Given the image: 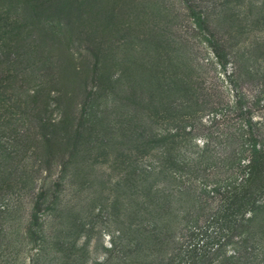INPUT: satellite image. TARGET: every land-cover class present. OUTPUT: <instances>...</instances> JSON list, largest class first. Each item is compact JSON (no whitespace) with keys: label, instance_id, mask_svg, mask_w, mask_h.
Segmentation results:
<instances>
[{"label":"rangeland","instance_id":"rangeland-1","mask_svg":"<svg viewBox=\"0 0 264 264\" xmlns=\"http://www.w3.org/2000/svg\"><path fill=\"white\" fill-rule=\"evenodd\" d=\"M36 5V9H31L29 3L26 24H36L39 36L35 37V45H42L43 60L49 59L52 64L53 83L45 86L47 92L52 90L49 97L58 100L65 118H73L74 113L80 116L83 107L90 109L82 126L87 129L84 133L81 130L72 156L64 161L60 155L55 158L48 175L32 158L24 162L22 171L28 183L20 187L27 196H13L8 238L0 243V264L4 260L6 264L100 263L107 255L104 248L109 246L110 238L116 241L112 236L117 232L123 233L124 242L135 238L133 233L124 231L138 222V218L130 221V217L136 215L139 199L132 195L131 204H127V195L139 186L131 176L132 170L140 163L156 166L159 160L163 161L155 149L157 142L150 140L173 130L156 121L165 104L175 106L185 100L174 79H182L192 70V54L198 57L201 48L208 50L198 35L191 37L197 33L192 28L197 13L203 15V24H207L211 36H223L232 46L242 47L251 44L255 37L264 36V0H37ZM187 8L194 9L193 16ZM200 34L207 37L203 31ZM257 45L251 50L252 60H256L252 69H259V74L264 75V48L258 49ZM210 57L205 54L201 63L204 66L193 69L198 75L203 74L201 78L211 74L204 61L208 58L210 62ZM44 80L50 81V76ZM223 87L216 93L211 91L221 103L230 101L231 95ZM189 112L186 109L181 115ZM259 112L254 113V119L264 115V109ZM58 114L59 108L51 117L57 118ZM206 115L196 114L197 121L209 123ZM211 130L212 138L217 139L219 133L224 136L229 131L215 126ZM141 141L147 144L143 156L137 152ZM194 143L200 145L199 139ZM59 144L55 142L51 150L60 148ZM213 149L207 156L209 167L205 173L208 180L219 183L228 177L223 176L220 167L229 155L223 157L221 152L225 151L215 144ZM185 159L189 167L195 164L192 153ZM42 161L43 167L51 164L46 157ZM58 164H62V169ZM201 169L202 166L190 173L184 186H202ZM162 179L155 171L147 176V185L159 189L180 185ZM38 190H46L43 205L52 201L54 207L40 217L43 240L36 253L35 248L18 242V237L27 222L29 196ZM214 205L210 202V207ZM117 250L105 264H124ZM14 253L17 257L13 262Z\"/></svg>","mask_w":264,"mask_h":264},{"label":"trees","instance_id":"trees-1","mask_svg":"<svg viewBox=\"0 0 264 264\" xmlns=\"http://www.w3.org/2000/svg\"><path fill=\"white\" fill-rule=\"evenodd\" d=\"M36 1L0 0V243L8 238L13 196H27L20 187L28 183L22 171L24 162L32 158L48 175L55 158L60 155L64 161L77 151V140L81 130L84 133L87 129L82 126L89 116L90 108L83 107L80 116L74 113L73 118H65L58 100L49 97L52 90L45 89L53 83L52 64L49 59L43 60L42 45H35L36 24H26L29 3L31 9H36ZM187 9L193 16L194 9ZM197 14L192 25L197 33L191 37L198 35L208 50L201 48L198 57L192 54L194 62L200 65L194 63L182 79H174L185 100L180 106L165 104L156 121L173 130L150 140L157 142L155 149L163 161L159 160L156 166L140 163L132 170L131 176L139 186L127 195V204H131L132 195L139 199L136 215L130 217V221L138 218V222L124 231L133 233L135 238L124 242L123 233L117 232L112 236L116 241L110 238L109 246L104 248L106 258L95 264L108 263L110 254L117 249L124 264H264V115L257 120L253 116L264 109V75L259 74V69H252L256 60H252L251 52L257 44L258 49L264 48V36L255 37L246 46H232L223 36H211L207 24H203V15ZM202 31L207 37L200 34ZM208 53L210 62L208 58L204 61L211 74L201 78L203 74L198 75L193 69L204 66L201 63ZM46 76H50V81L44 80ZM224 85L231 95L230 101L221 103L211 91L216 93ZM181 107L190 110L189 115H181L185 111H178ZM58 108L57 118H52ZM203 112L207 113V124L197 121L196 114ZM213 126L229 131L224 136L219 133L218 139L212 138ZM199 131L204 134H195ZM196 138L200 145L194 143ZM55 142L64 149L52 151ZM141 142L137 152L143 156L147 144ZM214 144L225 151L221 152L223 157H230L226 156L220 167L223 176L228 177L219 183L208 180L205 173L209 167L207 156L215 149ZM191 153L195 164L189 167L185 156ZM45 157L51 160L47 167L42 164ZM59 165L61 168L62 164ZM201 166L202 186H184L190 173ZM155 171L166 183L172 180L180 185L161 189L147 185V176ZM44 198L46 190L29 196L27 222L18 237V242L35 248L36 253L40 252L43 240L40 217L54 207L52 201L43 205ZM210 202L216 205L210 207ZM122 241L126 245L121 250ZM16 257L14 253L13 262ZM2 264H6L5 260Z\"/></svg>","mask_w":264,"mask_h":264}]
</instances>
